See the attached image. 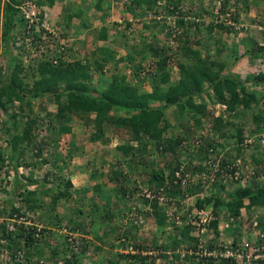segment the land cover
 I'll return each instance as SVG.
<instances>
[{
	"label": "trees",
	"instance_id": "16d2710c",
	"mask_svg": "<svg viewBox=\"0 0 264 264\" xmlns=\"http://www.w3.org/2000/svg\"><path fill=\"white\" fill-rule=\"evenodd\" d=\"M227 1H223V7L227 5ZM158 2H166L167 5H170L172 0H131V4L136 6L144 4L147 8L157 5ZM27 3L30 6L33 5L35 10L40 13V17L45 19L44 7L52 6L54 0H0V57L6 60L5 66L0 69V111L5 118L2 128H5L3 130L7 145L5 148L0 146V164L4 160V154H10L9 159L15 174L13 195L20 192L19 186H22L18 176V168L26 163L25 154L33 150H35L34 157L38 165L36 170L42 171L43 166L48 165L47 158L43 155L46 153L45 147L47 146V148L53 149V155L55 154L58 159L57 164L62 166V168L58 167L59 171L62 173L65 170L66 172L65 168L68 162L64 163L63 160L65 159L57 152L59 150L58 144L62 136L70 134L73 124L77 123L85 128H92L93 131L89 136L90 142H101L104 145L109 143V139L104 133L105 128L108 127H112L118 132L121 131L119 134L123 140H126L122 145L117 146L116 150L120 159H117L116 163L109 168L108 176L109 183L113 184L109 198L112 197L111 194H114L120 203H123L128 196L134 197L135 195V188L127 190L123 186V182L125 183L127 180L124 176L126 172L132 175L138 165L147 164V158L150 154L159 153L165 160L159 169H155L150 164L147 168L150 172L145 176L151 191L164 189L163 193L172 200L168 206L176 207L173 217H169L164 208L160 207L156 201L151 203V212L145 211L141 214L145 218L148 216L153 220L159 231L173 223V229L170 230L171 239L169 237V241L154 239L147 247H137L141 252H158L166 262H170L169 259L173 260L174 262L171 264H202V262L197 261V254L201 251L199 248L200 240L206 236H202L200 228L192 225L190 220L187 224L184 223L183 227L174 225L185 220L184 212L189 214L196 209L208 213L210 219L207 224H204V227L213 231L214 239L206 245L212 248L211 246L217 245L219 242V228L222 224L227 223L232 226L235 233L241 230L242 209L245 208L248 212L252 208L264 211V144L255 138L259 134H264V109L260 111L254 107V104L259 101L262 102L264 92L260 95H256V90L248 92L247 86L235 76L229 72L223 74L225 69L228 71V68L240 59L237 47L232 46L234 47L232 50L231 48L226 50L229 59H224L219 54L207 53L205 55L199 50L200 44H204L209 50L214 51L211 45L217 48L220 46L221 40L209 39L203 43L195 40L192 41V44L198 47L194 48L189 42L190 38L184 40L185 35H179L175 38L178 40L177 43L173 45L166 44L156 50L150 49L153 60L152 67L148 71L143 68L145 67L143 60L137 63L135 57H131V55L116 58V53L105 49L91 52L90 56L76 59L72 48H64V52L70 60L64 61L60 59L64 52L56 56L37 54L39 44L27 46L28 42H26L25 36L22 38L19 36V39L21 38L20 45H16L18 32H23L26 25L23 10H28V6H25ZM66 20L69 23L71 17H66ZM178 25L185 28L186 23L180 20ZM187 26L193 28L197 34L201 30L205 31L206 34H211L217 29L229 31L230 28L225 27L221 22L204 21ZM99 38L105 39L106 34H101ZM136 40L134 39V42ZM135 46L136 44L133 45V47ZM144 47L149 48L147 45ZM138 51L133 48L132 54L139 55L137 53H142L141 55H143L146 52L142 48ZM246 51L242 54L247 53L254 60L262 59L264 61V47L258 46L257 43L252 44L251 48L248 44ZM218 52H222L221 47ZM55 58H57L56 64L54 63ZM126 62L133 66V74L138 80L136 85L130 83L127 76L118 70V64ZM171 62H174L176 67L174 73V66L169 64ZM106 63L113 65L110 80L104 81L105 78L101 75L98 76L101 77L99 80H102L100 83L98 79L96 83L93 82L94 74H97V71L103 72ZM252 80L254 85H258L259 88L264 87V71L260 70ZM147 81L148 83L150 81V91H147L143 86ZM35 102H39L42 108V117L33 113L32 107ZM46 102H52L56 106L55 112L44 111ZM208 102L217 103V105L225 108L222 107L219 115L214 116L213 112L207 111ZM16 104L18 105L17 109H15ZM9 107L15 111L8 114ZM239 111H241L242 116L239 115ZM40 118H43L42 120L46 118L49 124L45 125L47 135H44L41 144L37 145L35 143V140L38 139L37 129L42 126ZM19 119L22 120V123ZM189 121L192 122L191 126L186 129ZM205 123L207 129L204 128ZM170 129L174 131L185 129V132L169 136L168 131ZM197 129H204L205 134L199 133L195 138L194 134ZM248 139H253V142L248 143ZM133 142L136 146L131 145ZM180 147L185 148L186 151L194 148L195 161L198 160L205 172L213 177L210 184V194L196 199L194 207L181 206L180 201L184 192L177 186L171 185L174 172L179 168V163H182L183 156L179 153ZM210 149L212 152L209 151ZM233 150L242 155L248 154L249 161L245 163V159L239 155L243 164L236 167L235 161L230 155ZM237 153L236 155H238ZM72 154V150H69L68 159L71 158ZM12 159L15 162H12ZM206 160L211 162L205 169L204 161ZM54 162L56 163L55 159ZM191 165L190 162L185 164L187 169H190ZM25 166L29 168L33 165L26 163ZM200 166L199 168H201ZM193 168L197 172L196 166ZM237 170H239L238 178L234 176ZM144 171L146 170L143 169ZM45 174H51L50 176L53 178L51 180L56 184L54 189L49 188L42 192V195L50 197L52 203L51 214L46 217L50 221L49 225L55 226L54 228L57 229L59 225H62L67 230H73L72 232L81 230V224L77 223L80 220L78 218L83 219L85 217L81 205L88 201L89 205H93V200H82L76 202L77 205L73 204L74 208L71 211L73 217L68 219L69 227L68 224L63 223L64 215H60V217L54 215L56 203L59 200L69 203L72 201L73 193L81 194L83 191L74 189L70 180L59 177L56 173L48 172ZM33 175V173H28L27 176H22L25 187L35 181ZM102 177L97 173L92 175L95 180H101ZM91 188L95 194L99 195L100 184L95 182ZM204 191L206 190L202 189V181L187 189L190 196L202 194ZM37 196L36 190H26L25 194L20 193L23 206L28 212L34 213L41 209L42 205L38 202ZM128 202L130 203V200ZM128 207L122 206V211L129 212L130 208ZM95 208L99 211L103 209L97 205ZM10 209L12 211L13 207L10 206ZM108 209L109 206L107 205ZM110 213L109 210L107 215H101V220L111 221ZM55 216L56 219L58 218L56 222H54ZM175 217H178L177 221ZM47 230L43 227L40 232L41 237L38 240L32 236L35 231L27 234L26 249L28 256L33 257L37 262L43 260L45 263L56 264L60 260L58 257L68 254L71 259L63 258V264H82L83 258L88 252L89 244L77 240L78 242L74 244L77 250H70L71 244L66 241L69 236L66 237L65 235L60 238L62 241L60 247L51 249V253L46 257L44 247H46L48 240L45 238L48 235L45 233L56 235L51 231L47 232ZM172 232L175 236L172 235ZM17 236L20 239L23 237L22 234H17ZM71 236L72 239H78L74 235ZM180 237L187 243V246L189 245L186 249L184 248L185 255L183 257L180 252V248L183 247L182 243L179 242ZM9 240L8 247L14 251L19 250L20 243ZM79 242L82 244L80 245ZM150 245H153L152 249H150ZM96 250H100V247H97ZM120 259L124 260L126 264L154 263V261L151 262V256H143L142 254H120ZM213 261V259L206 261L205 264H229L227 259H220L218 262Z\"/></svg>",
	"mask_w": 264,
	"mask_h": 264
},
{
	"label": "rangeland",
	"instance_id": "374dc122",
	"mask_svg": "<svg viewBox=\"0 0 264 264\" xmlns=\"http://www.w3.org/2000/svg\"><path fill=\"white\" fill-rule=\"evenodd\" d=\"M198 1L201 3V0H198ZM217 1H219V0H211L209 6L204 7V8L197 7L194 3H192V4L190 3L189 7H191V8H190V10H188V12H185V14H186V16L190 17L189 21H191V23H193V24L196 23L197 20H198V22L202 21V20H206V18L204 17V14L210 13L212 11L213 5ZM233 1H234V5L238 6V10L240 9V11H241L240 14H246V15L251 14V18H249L251 20L249 22V26L246 29V32L245 33L241 32V35L239 36V41L237 39L235 41L233 40L234 42L230 41L229 42L230 44L228 43V45H227L228 46L227 49L231 48L230 45H233L232 43H236L237 47H240L241 39L243 37H247L246 38L247 46L249 43H252L254 40L258 41V42L263 41V34H262L263 30H260L259 27H261V29H264V16L262 14L258 13L260 11L258 6L263 4L264 0H233ZM100 4L101 3H99V5ZM248 4H251V7ZM203 9H207V10H205L206 12H204ZM241 16L239 15V13L233 14V21L236 23L237 26H239L241 24V22H239V20L241 19ZM254 19H255V21L257 20V22H255L256 24H253ZM151 20H153V18H151ZM113 25H116V23H113ZM251 30H252V32L254 31V33H250ZM221 31H222V33H221ZM221 31H217V36L212 35V37L211 38L209 37V39H211L213 41H214V39L215 40H217V39L221 40L222 36H220V35L225 33L224 30H221ZM193 33L196 34L195 31ZM194 34H191L192 37L194 36ZM191 35H190V37H191ZM198 35L200 37H204L202 32H201V34H198ZM195 38H199V37L195 36ZM91 40L92 39H90L88 37L85 39V45H80L79 49L81 50V53L83 56H84V51H85V53H87L92 48L93 49L98 48L99 44L95 43L94 45H92L93 42H91ZM169 40H170V38L169 39L164 38L162 41H157V40L153 41L150 39L149 40H145V39L136 40L135 43H137V44L133 48H136L139 51L142 48L143 50H145L147 53L150 54L151 53L150 49L156 50L160 46V44H162V46H163L164 42L169 43ZM192 41H193L192 39L189 40V42L191 44H192ZM205 41L206 40H204V42ZM114 43H115V45H117V44L121 45L120 43H122V42L115 40ZM238 43H240V44H238ZM143 45H147V46H149V48H144ZM192 45H194V44H192ZM219 45L220 46H218L217 48L215 46L211 45V48L215 47L216 50H214V51L210 50L209 52L205 51L203 53L205 55L207 53H209L211 55H216L218 53V51L220 50V47H223L222 44H219ZM207 48L208 47H206V49ZM96 49H95V51H97ZM237 51H238V55H239L240 51H243V50L237 49ZM137 54H139V55L134 54L131 56V57H135L136 61L138 60V58L141 56L142 53H137ZM121 55L125 56L127 54H122V53L120 54L119 53V57ZM247 58L249 61H250V59L251 60L253 59V58H251L250 55H247ZM150 59L151 60L145 62V67H143V68L147 69V71L150 70L152 67L151 62L153 60V57H151ZM231 62H229V63H231ZM5 64H6V60L4 58L0 57V69H2L5 66ZM235 64H237V62ZM105 65L106 66H105L103 72L100 73L99 71H97L96 72L97 74H94L93 82L96 83L97 78L100 75H104V76H102L103 78H105L106 76H111V73H113L112 63H106ZM234 65L230 66L228 68V71H227V69H225L223 74L225 75L226 73L229 72L230 74L235 76L239 81L244 83V85L247 86L248 92H251L252 90H254V91L256 90V95L257 94L260 95L261 94V92L259 90L260 88L258 85H254V81L252 79L254 78L255 75H257L259 70L264 71V67L262 68L261 62L259 60H257V61L254 60L252 66L249 69L248 76L246 75L245 77H241V75H239L240 72L239 73L236 72L237 67L234 69V67H235ZM119 67L121 69H123L124 63H119L118 68ZM126 67H127V69H125V73L128 76V74L130 75V73L132 72L133 66L126 62L125 68ZM175 71L176 70L173 69V73ZM262 88L264 89V87H262ZM258 105L259 106L262 105L260 108L263 109V104H261V102H258ZM54 106L55 105L52 102H50V103L46 102L44 104V108H45L44 111L53 113L52 112L53 108H51V107H54ZM16 107H18L17 104L15 106V109H17ZM32 108H33L32 109L33 113L35 115H38V116L40 115V117H42L43 111H42V108L40 107L39 102H35L34 106ZM8 109H9L8 114L15 111V109L10 108V107ZM256 109H258V108H256ZM218 110L220 111V107L217 105V103L212 104V103L208 102L207 111H209L211 113L213 112V114H214ZM239 115L242 116L241 111H239ZM4 119H5L4 115L0 111V146H2L6 140V136L4 134L5 128H2V124H3ZM42 119L43 118H40V122H42V126H40L37 129L38 139L35 140V143L37 145L41 144L42 139H44V135H47V132H46L47 128L45 125L49 124V122H48V120H46V118L44 119L45 121ZM19 121H21V123H22L21 119H19ZM191 123L192 122L189 121L188 126L187 127L185 126L186 129L189 128V126H191ZM204 128H207L206 123H205ZM39 130H42L43 133L42 134L39 133ZM199 130H202V129H199ZM199 130L197 129V132L194 134L195 138L200 133ZM183 132H185V129H180L179 131H174L173 129H170L168 131V135L173 136L175 133L182 134ZM65 142H68V141H65ZM58 146H59V144H58ZM45 148H46L45 149L46 153H44L43 155H45V157L47 158L46 161H47L48 165L43 167L42 171L38 172L36 170L38 165H37V160L34 157L35 150H33L32 152L25 154V157H24V159L26 160V163L27 164L29 163L30 165H33V166H30L29 168H27V166H25L26 163L22 164V166L18 169V174L22 173L23 171L26 173V175L28 173L34 174L32 177H33V180H35V181H33V183L31 185L26 186V187H25V184L23 186H19V189L25 190V191L26 190H28V191L36 190L37 191L38 202L42 205V207H41V209L37 210V212H34V216H32V218L35 222L42 225V227H45L46 229H48L47 232L51 231L52 233L56 234V235H52V234L49 235L48 233H45L46 235H48L45 238V240H48V241L46 242V247H44V251L47 255L46 257H48L49 254L51 253V249L60 247V245L62 244V241L60 238L64 234L74 235L78 239L81 238V240H79V241L87 242L89 244V247L87 250L88 252H87L86 256L84 257L82 264H126L124 260L120 259V254L126 255L122 251L124 248H126V245H130V246H133L134 249H138L137 247H139V246L140 247L149 246V243L154 239H157L158 241H160V240L161 241H169L171 239L170 238L171 237L170 230L173 226V223L170 226L165 227L164 230H161V231L156 229V227L154 226L155 224H154L153 220L148 218V216H146V218H145L142 215L144 222H143V225H141L140 227H136L135 224L130 222V221L127 223H124V220L127 216V213H126V210L122 211V209H123L122 206H124V208L128 207V205H129L128 208L133 207V206H135V207L140 206L139 208H141V209L143 208V210H144V207H146V206L149 207V205H147L143 201V199L136 198L133 200V202H135V203L130 201V203L132 202L130 204L128 202L129 198H127L124 200L123 203L122 202L120 203L117 200L116 196L114 194H111L112 197L108 198L107 201L103 202V199L98 194H95L94 192H93V194H90L91 190H92L91 187L89 189H87V191H85L84 193H81V194L73 193L72 201L69 203H65L64 200H59L56 203L54 215H57L58 217H60V215H64L66 218L68 217L67 219L65 217H63V223L68 224L70 227L68 219H71L70 217H73V214L71 213L72 209L74 208L73 204L77 205L76 202H81L82 200H86V201L88 199L93 200L94 203H92V204L94 206L89 205V201L86 203H82V205L78 204V205H81L83 207L84 212H85V217L83 219L78 218L80 220L77 221V223L81 224V226H80L81 230H76V231L72 232L73 230H67V228H65L62 225L61 226L59 225L58 229L54 228L55 226H50L49 225L50 221L46 217L51 214L50 208H51L52 203H51L50 197L42 195V192L45 191V189H49V188L54 189V187H56V184L54 183L53 180H51V179H53L50 176L51 174L46 175L45 173H48V172L56 173V175H58L59 177H63L66 180H70L71 177L69 175L70 174L69 170L67 169L68 166H66V168H65L66 172H65V170L62 173L59 171L58 167L62 168V166L57 164L58 159L55 157L56 156L55 154L53 155V149L51 147L47 148V146ZM67 148L69 149L68 146H66L65 148L61 146V150H63V151L61 152L59 147H58L59 150H57V152L60 153V156H62V158L65 159V160H63L64 163L69 161L68 155H67V153H68ZM187 151L185 148L180 147L179 153H181L180 155H182L183 158L181 160L182 163L180 162L179 164L184 165L188 162H190V163L195 162V157H194L195 149L193 148V150L189 149ZM236 153L237 152L235 150H233L232 154L229 153L230 155H232V158L234 159L235 163L238 160H240L241 163L243 164L241 157L243 159H245V161H244L245 163H247L249 161L248 154L242 155V154L237 153L238 155H236ZM7 155H8V159H9L10 154H7ZM239 155H241V157ZM60 156H58V157H60ZM20 159H18V160H20ZM54 159H55L56 163L54 162ZM147 160H148L147 164L138 165L137 169H135V171L132 173V175L130 173L127 174V172L124 174V176L127 179L125 181V183L123 182V186H125V189L133 190L136 187V185H138V184L144 188L150 187V185L146 182V176H145V174L147 175L150 172V170L147 168H149L150 164H152L155 169H159L162 167L163 161H165V160H164L163 156L160 155L159 153L150 154V156H148ZM263 161H264V156H263ZM12 162H15V161H13V159H12ZM52 162H54V163H52ZM39 163H41V162H39ZM52 164L55 166H53ZM191 166L194 167L193 164ZM143 169H145L146 171L143 172ZM52 170L56 171V172H53ZM138 174L141 176L139 177ZM104 181L107 183V181L105 179H104ZM198 181H201V179H199ZM111 185L113 186L112 183H111ZM76 189H78V188H76ZM80 189H82V188H79L78 190H80ZM150 189H151V187H150ZM134 191H136V190H134ZM153 191H155V189ZM209 194H210V187H208V189H206L204 195L208 196ZM181 201H182V199H181ZM181 201H180V205H183V204H181ZM10 203H11V200H10ZM174 203H176V202H174ZM95 205H97V207H103V209L101 211H99L98 209L95 208ZM107 205L109 206L108 210H107ZM150 207H151V205H150ZM168 207H170V206H168ZM164 208H167V207H164ZM173 208L176 209V207H173ZM109 210L111 211L110 215L112 217V220L111 221H109V220L108 221H102L100 218L101 215H107L106 213ZM143 210H141V212H144ZM99 212H101L102 214L101 213L99 214ZM184 214H185V220H181V221H179V223L176 222L177 224H174V225H179V227H181V226L183 227L184 223L188 222V220L186 218H188L189 215L186 212H184ZM179 216H180V214H179ZM183 217H184V215H183ZM57 219L55 216L54 222H56ZM193 220H197V218H194L190 221H193ZM172 235L175 236V234L173 232H172ZM168 237L170 239H168ZM177 237H179V236H177ZM179 240H180L179 242H181L182 243L181 245L183 246L180 248L181 249L180 252L182 254H185L184 251H185L186 247H189V245L187 246V243H185L181 237L179 238ZM141 244H142V246H141ZM53 245H55V246H53ZM41 247H42V245H41ZM97 247H100V250H96ZM151 247H153V245H150V249H152ZM152 252H154V251H152ZM152 261H154V263L146 262L145 264H169L170 263V262L169 263L166 262L164 260L163 256L160 255L158 252H157L155 257L151 256V262ZM140 264H142V263H140Z\"/></svg>",
	"mask_w": 264,
	"mask_h": 264
},
{
	"label": "built area",
	"instance_id": "2783aa9c",
	"mask_svg": "<svg viewBox=\"0 0 264 264\" xmlns=\"http://www.w3.org/2000/svg\"><path fill=\"white\" fill-rule=\"evenodd\" d=\"M223 0L217 1L213 8H212V16L215 23L221 22L228 27H232L236 29H240V26H237L236 23L233 21V14L235 13L234 1L228 0L227 6H222ZM28 6V10H23V17L26 20V25L23 32H18L17 35V42L16 45H20V39L22 36L26 37V42H28L27 46H33V44H39V52L37 54L47 55L52 54V56H56L59 53L64 52V48H68L69 46L66 45L65 42L60 39L57 40L59 37L56 33L51 31L44 18L40 17V13L35 10L33 5H29V3L25 4ZM190 8L185 5L180 9H175L172 13L168 16V24L166 26H170L168 31L171 33L170 37V45H173L175 42L174 38L179 35H182L183 29L175 25V20L182 19L185 17L184 14ZM224 11V13H221ZM161 18V17H160ZM209 19V17L207 18ZM184 21L190 20V17L183 18ZM193 22V21H192ZM198 22V20L196 21ZM260 30L261 27H259ZM244 29V28H243ZM19 36L21 38L19 39ZM33 57V56H32ZM60 59L64 61H70L65 52L61 55ZM54 63H57V58H55ZM171 66H174V62L169 63ZM176 70V67L173 68ZM144 75V74H143ZM260 92H264V89L260 87ZM264 109V98L261 99ZM262 106V105H261ZM220 110L223 106H219ZM225 108V107H223ZM220 111L218 110L214 113V116H218ZM207 129V128H206ZM39 133H43L42 130H39ZM200 134H205L204 130H200ZM256 139L259 140L261 144H264V134H259L255 136ZM255 139V140H256ZM248 143H252L253 139H248ZM7 145L4 143L2 145L5 148ZM212 152V149L209 150ZM4 160L0 164V264H53V263H45L43 260L36 261L33 257L27 255V234L31 231H35L32 235L34 239L38 240L40 236V232L43 229L42 225L35 222L32 218L34 213L28 212L26 208L23 206L22 199L20 197V193L25 194V190H20L17 192L16 195L12 194L13 183L15 179L14 169L11 165L10 160L8 159V155L4 154ZM211 161H204V167L210 164ZM194 166H196L197 172L194 171V168L191 166L190 169H187L185 164H179V168L175 170L172 184L180 188L184 195L182 197L181 204H183L186 208L194 207L195 201L198 198H202L204 193L190 196L187 192V189L192 186H196L198 184V180L201 179L202 181V189L206 190L210 187L211 181L213 177L209 176L205 170L199 165L198 161L192 162ZM242 165L241 161L238 160L235 163V166ZM201 168H199V166ZM240 165V166H241ZM19 169V168H18ZM202 169V171H201ZM239 170L235 172V177H239ZM27 176L26 173L23 171L22 173L18 174L20 177V182L22 186L25 184V181L21 176ZM228 178L230 176H227ZM170 185V183H169ZM244 185V184H242ZM135 195L134 197H129V200L133 202L136 198H141L143 201L149 205L143 208L138 207H130V211L127 212V216L124 220V223L132 222L135 224L136 227H140L143 225V217L141 214V210L144 212H151V203L153 201L157 202L160 207H167L164 210L167 212L169 217H173V213L175 209L173 206L168 207V203L172 202L170 198H168L164 193L163 190H156L151 191L149 187H142L141 185H136L135 187ZM11 200V203H10ZM135 203V202H133ZM181 205V206H183ZM10 206L13 207L11 211ZM189 217L186 218L187 220H192L197 218L198 220H193L192 225L200 228L201 235H205V238H201L199 248L201 251L198 252L197 261L202 262L205 264L206 261H211L212 259L216 262L220 261V259H227L229 264H262L264 261V219L259 215V212L256 209H251L248 212L245 209L241 210V230L238 232H234L233 227L227 223H224L220 226V239L217 245L211 246L209 248L206 244L210 242V240L214 239V234L211 229L204 227V224L209 222V215L204 210H196L190 212ZM175 220H178V217H175ZM187 224V222L185 223ZM21 232V233H20ZM11 234V237L9 235ZM17 234H22L23 237L20 239ZM61 234V233H60ZM66 237L67 243H70L71 246L69 247L70 250H77V247L74 246L80 239H72L71 234H64ZM11 239L13 242H19L20 248L17 251H14L11 247L9 248L8 245L10 244ZM78 240V241H77ZM80 245L82 244L79 242ZM69 244V245H70ZM219 244V245H218ZM204 246H207V248ZM126 253L135 254L138 251L134 250L133 246L128 245L127 249L125 250ZM191 254V252H188ZM143 256H155L157 253L152 251L141 252ZM169 254V253H168ZM185 254H182L183 257ZM71 259L70 255H61L58 257L60 259L56 264H63L62 259ZM205 258V261H204ZM211 259V260H210ZM84 260V258H83ZM171 264L174 262L173 260L169 259ZM213 261V262H214Z\"/></svg>",
	"mask_w": 264,
	"mask_h": 264
},
{
	"label": "crops",
	"instance_id": "0c3cea01",
	"mask_svg": "<svg viewBox=\"0 0 264 264\" xmlns=\"http://www.w3.org/2000/svg\"><path fill=\"white\" fill-rule=\"evenodd\" d=\"M210 2L211 0H201V3L198 0H172L171 5L173 4V6H176L180 3H194L197 7L204 8L208 7ZM99 3L101 4L99 5ZM248 5L251 7V4ZM258 8L260 10L258 13L264 16V3L259 5ZM158 10L159 8L156 5L152 6L151 8H147L144 4L139 6L133 5L131 4V0H54L52 6L44 7V20L46 21L48 28L59 36L57 37V40L59 41L62 39L66 45L73 49V54L77 59L90 56L91 52L95 51L96 48H92L87 53L84 51V56L82 55L79 47L80 45H85V39L88 37L92 39V45L95 43L99 44L96 50H109V52L116 53V58H119V53L127 54L125 56L121 55L120 57L133 55L132 49L133 45L137 44L134 42V39L136 40V38L137 40L150 39L153 41H162L164 38L168 39V36L162 30L160 22H153L151 20V18H155L154 15L157 14ZM203 10L206 12L205 10L207 9ZM237 12L241 13V11L238 9ZM241 15L240 21L244 20V22H246L249 18H251V14ZM66 17H71V21L69 23H67ZM156 18L158 19L159 17ZM113 23H116V25H113ZM217 31L219 30H215L211 34H206L205 31L201 30L198 34H201L202 32L204 37H200L195 32L196 34L193 36V41L199 40V43H203L204 40L208 41L209 37H212V35L217 36ZM103 33L106 34V38L100 39L99 37ZM195 36L199 38H195ZM220 36H222L221 44L223 47H221L222 52H218L217 54H219V56L221 55V58L229 59L227 57L228 51H226L228 50L227 45L230 41L233 42L235 39L239 41V38L233 34L227 33H223ZM115 40L121 41V45H115ZM245 42L246 37H243L241 39L240 47H237L236 43H232L233 45H230L231 50L234 47L243 50L240 51V59L238 60L237 64L234 65V69L237 67L236 72H240L241 74L239 73V75H241V77H245L246 75L248 76L249 69L254 61L253 59H250V61L248 60L247 53L242 54L243 52H247L246 50L248 49V46H243ZM252 44L253 42L249 44L250 48ZM200 46V51H210L208 48L206 49L204 44H200ZM193 47L195 48L198 46L193 45ZM213 49L216 50L215 47ZM151 57L152 55L145 52L138 58L137 63L140 60H143L145 66V62L151 60ZM125 64L126 63H124L123 69L119 67L118 70L120 73L127 76L125 73V69H127V67L125 68ZM132 72L130 75L128 74L127 80L130 83H134V85H136L138 80ZM110 77L111 76H106L103 80L108 81L110 80ZM99 78L101 77H98L97 79L99 80ZM101 81L102 80H99V83ZM149 83L147 81V83H144L143 85L147 91L151 90ZM51 108H53L52 112H55L56 107L54 106ZM92 131L93 130L91 127L85 128L80 124L74 123L71 133L62 136L59 142V149L62 152L63 150H61V146L64 148L68 146V151L72 150L73 154L69 161H67V169L69 170V175L71 177L70 181L73 187L75 189L82 188L80 190H76L80 192L83 191L84 193L87 191V189L92 187L95 182H97L101 185L99 196L103 199V202H105L108 200L113 187L108 180L110 172L109 168L116 163L117 159H120L116 148L117 146L122 145L126 140H123V137L119 134L121 131L118 132L117 130H114V128L108 127L105 128L104 133L109 139V143H106L105 145L101 142L93 143L89 141V136ZM95 173L102 175V179H93L92 175ZM104 179L107 181V183L104 181ZM90 194H93V189L91 190ZM154 226L156 227V225Z\"/></svg>",
	"mask_w": 264,
	"mask_h": 264
},
{
	"label": "clouds",
	"instance_id": "9594fccd",
	"mask_svg": "<svg viewBox=\"0 0 264 264\" xmlns=\"http://www.w3.org/2000/svg\"><path fill=\"white\" fill-rule=\"evenodd\" d=\"M224 1V0H223ZM227 3H228V1H227ZM185 5H187L188 7L190 6V4H186V3H180L179 5H176V6H173V4L171 5H167V3L166 2H158V4L156 5V6H158V8H159V10H158V12H157V14L156 15H154V17L155 18H153V20H155V21H158V22H160V25L162 26V30H164L163 32L168 36V39L170 38V40H171V37H170V32L168 31V29L170 28V26H166L167 24H168V16L172 13V11L173 10H175V9H180L181 7H184ZM214 6V5H213ZM227 6V5H226ZM234 7H235V13H239V12H236L237 11V9H238V6H235L234 5ZM189 8H191V7H189ZM173 9V10H172ZM190 10V9H189ZM240 10V9H239ZM188 12V11H187ZM239 15L241 16V14L239 13ZM184 16L185 17H182V19H177V20H175V25H177L178 27H180L179 25H178V23H179V21L180 20H183V18H187L188 16H186V14H184ZM156 17H159L158 19L156 18ZM161 17V18H160ZM204 17L206 18V20H202V21H204V22H212V23H215L214 22V20H213V16H212V11L210 12V13H205L204 14ZM209 17V19H207ZM189 18V17H188ZM250 20L251 19H249V20H247L246 22H244V20L243 21H240L239 20V22H241V24L239 25L240 26V29L238 30V29H236L235 30V28H232V27H228V26H226V25H224L225 27H227V28H229L228 30L229 31H226L225 30V33H227V34H233V35H235V36H237L238 38H239V36L241 35V32H243V33H245L246 32V29H247V27L249 26V22H250ZM184 21V20H183ZM254 21V23L253 24H256L255 22H257V20L255 21V19L253 20ZM185 23H186V25H185V28H182L183 29V33H182V35H185V37H184V40L187 38V39H192V40H194V38L192 37V35L191 34H194L193 32H194V29L193 28H189L187 25H191V24H193V23H191V21H184ZM187 26V27H186ZM181 28V27H180ZM244 28V29H243ZM218 30V29H217ZM221 30H223V29H219V31H221ZM250 33H254V31L252 32V30H251V32ZM263 41H261V42H258V41H253V44L254 43H257L258 44V46H261V47H264V31H263ZM190 35H191V37H190ZM247 38V37H246ZM189 39V40H190ZM170 40H169V42H170ZM174 40H175V38H174ZM236 40V39H235ZM234 40V41H235ZM177 41L178 40H175L174 42L175 43H177ZM233 41V42H234ZM166 44H170V43H166V42H164L163 43V46L164 45H166ZM238 44H240V43H238ZM250 44V43H249ZM245 45L247 46V42H245ZM162 47V45H160L159 46V48H161ZM257 61V60H256ZM259 61L261 62V65H262V68L264 67V61L261 59H259ZM261 68V69H262ZM259 72H260V70H259ZM258 72V73H259ZM257 73V74H258ZM260 102V101H259ZM218 106H220V105H218ZM254 107H257L260 111L261 110H263V109H261L260 107L261 106H259L258 105V103L257 104H254ZM200 131V130H199ZM132 145H134V146H136V144L133 142L132 143ZM197 160V159H196ZM198 161V160H197ZM245 209V208H244ZM254 209V208H253ZM246 210V209H245ZM251 210V209H250ZM258 212H259V215L264 219V211L262 212L261 210H259V209H256ZM127 247H128V245H126V248H124L122 251L124 252V254H126V255H135V254H141V251H139L138 249H134V250H136V251H138V253H135V254H129V253H126L125 252V250L127 249ZM134 248V247H133Z\"/></svg>",
	"mask_w": 264,
	"mask_h": 264
}]
</instances>
